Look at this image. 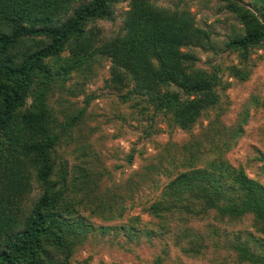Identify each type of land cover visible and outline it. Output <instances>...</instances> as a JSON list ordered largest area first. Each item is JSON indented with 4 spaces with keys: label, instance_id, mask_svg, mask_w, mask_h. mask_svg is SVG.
<instances>
[{
    "label": "trees",
    "instance_id": "trees-1",
    "mask_svg": "<svg viewBox=\"0 0 264 264\" xmlns=\"http://www.w3.org/2000/svg\"><path fill=\"white\" fill-rule=\"evenodd\" d=\"M217 1L234 22L220 48L186 8L152 0H0V264H81L84 246L146 248L150 264H264V155L254 178L228 161L246 117L227 124L222 103L223 75L248 81L264 49V0ZM120 3V32L104 38L95 24ZM198 49L237 62L204 68ZM102 62L103 87L145 118V139L156 121L187 136L155 142L123 184L88 139L96 96L69 100ZM251 103L264 112V79Z\"/></svg>",
    "mask_w": 264,
    "mask_h": 264
},
{
    "label": "rangeland",
    "instance_id": "rangeland-1",
    "mask_svg": "<svg viewBox=\"0 0 264 264\" xmlns=\"http://www.w3.org/2000/svg\"><path fill=\"white\" fill-rule=\"evenodd\" d=\"M157 5L168 8H186L193 16L197 25L208 30L212 41L217 48L221 47L224 37L230 32L233 20L229 15L218 11L217 0H152ZM126 4L120 3L114 7L112 21H98L95 27L100 30V35L110 38L120 32L122 15ZM198 65L208 68V64L221 63L223 66L235 64V55H226L213 50H196ZM250 62L254 64L252 75L246 82H238L233 78L223 75L224 82H228L227 89L223 92L222 103L227 105L225 122L235 124L241 116L246 117L244 136L237 146L227 154L228 161L236 166L241 164L249 177H255L251 157L255 150L264 155V112L254 109L251 103L252 95L257 91L259 83L264 79V49L250 55ZM102 67L96 76L83 85V92L69 100L74 103V108L83 106L81 100L85 95L96 96L88 103L86 112L89 114L86 126L88 139L95 151H99L102 163L113 172L115 184H123L130 174L138 170L144 159H148L155 152L154 143L164 144L170 139L179 142L186 139V134L179 130L168 132L165 125L156 121L152 127V134L144 138L147 128L145 118L139 116L130 108V103H120L113 91L103 87L107 78V63L102 62ZM201 123L206 124L204 118ZM199 125H196V132ZM68 152L70 149H66ZM132 153L130 164L125 157ZM146 159V160H147ZM264 164V163H263ZM37 191L34 190L30 199H34ZM138 211L132 212L137 214ZM75 261L81 264H150V252L146 248H138L135 254L122 253L114 249H98L97 247L84 246L75 254Z\"/></svg>",
    "mask_w": 264,
    "mask_h": 264
}]
</instances>
